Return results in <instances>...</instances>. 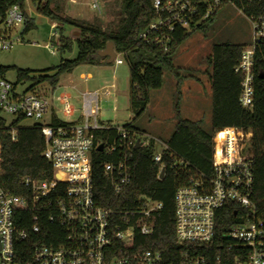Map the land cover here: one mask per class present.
<instances>
[{
    "label": "built area",
    "instance_id": "1",
    "mask_svg": "<svg viewBox=\"0 0 264 264\" xmlns=\"http://www.w3.org/2000/svg\"><path fill=\"white\" fill-rule=\"evenodd\" d=\"M235 2L154 0L156 17L140 31L139 37L168 49V42L178 28L191 29L222 6H236ZM92 7L100 9L97 0H93ZM247 17L252 23L253 38L243 47L234 71L242 75L239 102L251 109L254 57L258 44L264 43V7L259 14ZM27 23L28 16L19 4L7 9L0 22V51L23 43ZM52 27L55 30L52 38H57V23L53 22ZM51 51L55 53L56 49ZM114 61L123 62L117 54ZM23 82H12L0 75V112L13 116L6 123L13 141L18 136V125H13V121L35 120L45 138L43 156L51 163L53 174L44 179L24 177V186L29 189L26 195L13 192L0 180V264H264V220L258 216L253 200L251 130L231 126L216 131L211 175L195 173L177 188L175 234L181 249L173 263L155 248H142L143 240L136 248V229L145 237L154 233V213L162 208L161 201L138 194L132 208H109L97 199L93 185L95 151L108 156L100 163L103 174L115 193L121 194L133 180L131 156L137 142L138 148L147 147L155 138L142 139L126 125L102 122L100 95H110L109 89L82 92L81 112L73 118L77 108L69 91L55 94L51 86L46 91L23 86ZM100 144L102 150H98ZM1 148L0 143V152ZM166 149L165 144L162 151L155 148L153 154V161L159 165L158 178L161 169H165L162 155ZM183 164L189 166L188 162ZM225 207L234 210L238 221L229 226L221 242L224 255H217L211 262L197 247L213 242L217 215ZM48 219L62 226L65 235L56 245L35 244L29 249V256L23 258L28 253L29 241L41 232L43 222ZM28 220L31 227L20 228ZM185 244L188 247H183Z\"/></svg>",
    "mask_w": 264,
    "mask_h": 264
},
{
    "label": "trees",
    "instance_id": "2",
    "mask_svg": "<svg viewBox=\"0 0 264 264\" xmlns=\"http://www.w3.org/2000/svg\"><path fill=\"white\" fill-rule=\"evenodd\" d=\"M47 0L38 9L61 22L70 23L80 30L76 38L78 52L73 59H62L61 63L51 69L35 74L29 69L17 68L18 80H37L49 82L55 88L64 73L71 72L77 65L83 63L98 64L106 57L99 51L106 48L112 41L116 52L122 53L130 66V101L135 119L140 117L150 103V91L160 88L163 84V68L173 70V53L192 33L194 29L206 32L207 23L215 14L197 26L178 28L168 49L155 41L146 42L139 33L155 17L154 0H120L118 20L115 25L104 28L101 22H83L56 14ZM236 7L246 16L259 14L264 7V0H235ZM19 4L28 16L24 32L32 29L35 24L26 12V0H0V22L5 18L7 9ZM59 36L53 38L61 52L71 50L72 39L63 35L59 24ZM245 45L236 43H216L207 61L211 66L209 74L212 86L213 112L212 127L208 131L202 126L201 120H191L180 116L176 107L177 122L171 136L167 139V149L163 151L162 161L165 174L158 178L159 165L153 161L155 143L151 141L147 147L136 148L132 152L133 180L123 193L116 194L110 181L105 177L100 163L108 158L103 152L93 154V185L97 199L109 208H132L138 194H146L162 202V208L154 213V233L141 236L136 229V248L141 240L142 248L151 247L162 252L164 257L175 263L180 254L175 234V201L177 188L186 183L195 173L211 175L214 151V133L225 127L236 126L243 131L251 130L252 152L254 155V185L253 200L257 214L264 220V43L257 46L254 57V103L251 109L244 108L239 102L242 75L234 71L239 62ZM10 67H0L3 75ZM22 119L13 121L18 125ZM7 119L0 112V143H1V183L15 193L26 195L29 189L24 186L23 179L31 176L44 179L53 174L51 163L43 156L45 138L40 126H18L17 140L13 141L6 127ZM126 126L136 131L132 123ZM104 134V132H101ZM188 162L189 166H184ZM238 221L234 210L221 209L217 215L216 233L213 242L208 246L197 247L212 262L217 255H224L222 240L229 226ZM20 228L31 227V220L21 223ZM65 235L62 226L49 219L45 220L42 230L33 235L28 243L29 249L35 244L56 245ZM190 246V245H189ZM183 247H188L187 244Z\"/></svg>",
    "mask_w": 264,
    "mask_h": 264
},
{
    "label": "rangeland",
    "instance_id": "3",
    "mask_svg": "<svg viewBox=\"0 0 264 264\" xmlns=\"http://www.w3.org/2000/svg\"><path fill=\"white\" fill-rule=\"evenodd\" d=\"M47 0H26V12L35 26L24 32L23 43L10 50L0 51V67H10L3 76L12 82L18 81L17 68L29 69L35 74L58 66L62 59L76 57L78 48L76 38L80 36L78 27L61 22L59 19L40 11ZM93 0H51L49 7L58 15L83 22H101L104 28L115 25L118 20L120 0H97L100 9L92 7ZM62 26L63 35L73 41L71 50L61 52L53 43L52 23ZM57 36V37H58ZM253 38V27L245 13L234 5L219 8L213 20L207 23L206 32L194 29L191 35L173 53V70L163 68V84L150 91V103L146 111L135 119L130 101V66L122 53H116L123 60L101 63H83L71 72L64 73L55 87L54 93L67 90L72 94V102L77 108L78 117L82 107V92L104 91L110 95H100V119L104 123L125 126L132 123L142 139L155 138L157 152L165 147L177 122L176 107L180 116L191 120H201L202 126L210 131L212 127V86L209 74L211 66L207 58L216 43H236L247 45ZM50 44V48L46 47ZM51 48L56 52L52 53ZM2 73L0 72V75ZM88 78H84L87 76ZM23 86H35L47 91L49 82L24 80ZM55 105L58 102L55 101ZM12 121V115H3ZM61 118H65L59 113ZM48 120V116L45 118ZM33 119H22L18 126H31Z\"/></svg>",
    "mask_w": 264,
    "mask_h": 264
},
{
    "label": "water",
    "instance_id": "4",
    "mask_svg": "<svg viewBox=\"0 0 264 264\" xmlns=\"http://www.w3.org/2000/svg\"><path fill=\"white\" fill-rule=\"evenodd\" d=\"M99 55L102 57H106L107 58V62H112L114 61L115 57H116V50L114 47V43L112 41L108 42L107 46L105 49L99 51ZM139 147V142H137L136 144V148ZM103 149V145L100 144L98 147V150H102ZM164 171L165 169L162 168L161 172H160V178H162L164 176Z\"/></svg>",
    "mask_w": 264,
    "mask_h": 264
}]
</instances>
